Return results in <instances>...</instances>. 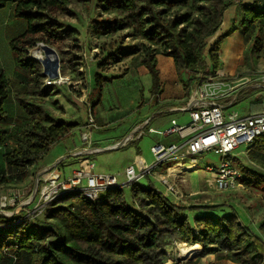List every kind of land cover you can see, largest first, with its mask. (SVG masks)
<instances>
[{"label":"trees","instance_id":"16d2710c","mask_svg":"<svg viewBox=\"0 0 264 264\" xmlns=\"http://www.w3.org/2000/svg\"><path fill=\"white\" fill-rule=\"evenodd\" d=\"M8 2L15 3V16L28 24L25 32L9 42L17 65L27 70L28 77L26 91L15 95L25 116L20 133L12 147L8 145L10 138L6 130L0 129V148H5L1 155L5 166L25 173L39 167L51 146L78 126L75 122L52 118L43 101V97L51 93L48 86L43 85L42 67L28 56V49L38 41L51 43L71 36L73 41L77 39L70 31L62 29L54 15L65 11L69 0H0V8ZM235 3L242 11L241 26L257 22V39L264 26V0L251 3L242 0H99L98 7L112 17L100 19L94 25L100 35L127 30L126 37L148 43L141 62L151 75L150 92L156 100L162 85L156 67L157 54L171 57L177 71L216 73L220 39L231 31L217 36L208 48L207 39L217 33L224 12ZM204 53L211 67L206 65ZM196 73L190 80H197ZM100 78L96 75L95 81L99 83ZM7 97L8 82L0 69V123L9 118L3 107ZM255 142L261 150L264 135ZM249 158L264 165L254 152H249ZM233 159L247 174L242 179L245 184L264 183V175L253 174L256 179L252 181L248 176L252 173L237 165L236 157ZM130 198L138 209L126 200L121 186L105 191L97 201H90L79 193L63 194L44 207L45 218L57 223H38L32 215L23 213L12 217L0 214V264H165L175 242L198 243L202 247L201 255L214 254L217 260L264 264V222L262 236L244 224L233 207L228 214L221 215L209 212L216 206L178 205L152 185L130 184ZM187 212L197 214L190 220Z\"/></svg>","mask_w":264,"mask_h":264},{"label":"rangeland","instance_id":"374dc122","mask_svg":"<svg viewBox=\"0 0 264 264\" xmlns=\"http://www.w3.org/2000/svg\"><path fill=\"white\" fill-rule=\"evenodd\" d=\"M98 3L99 0H69L65 11L54 13L57 21L62 25V29L70 31L77 40L73 41L71 36L67 40L51 43L38 41L34 47L28 49V56L37 60L42 67L43 85L48 86L47 89L51 93V95L43 97V101L51 112L52 118L75 122L78 126L72 132L73 134L71 133V135L51 146L41 159L39 167L29 169L25 173L6 167L1 158L5 148H0V197L4 195L8 198L14 197L11 202L6 204V209L12 211V216L23 213L25 216L32 215L38 223L44 221L57 223L53 219L45 218L44 207L47 204L42 208L43 210H39L40 208H35L37 203L35 198L31 202L27 201L31 190L34 189L36 171L44 167L43 164L51 166L62 158L63 164L59 165L62 178L70 177L73 170H86L85 164L91 161L94 163V173L116 177L117 184L121 185L124 190L126 200L135 209H138L137 203L133 204L130 198V185L126 184V167L133 165L137 173L141 169L151 167L156 159L151 153L150 147L157 142L168 144L178 140L175 134L166 138L157 133H145L137 142L128 143L116 149L99 151L88 156L72 155L74 146H81L82 144L79 131L83 125L89 122V109L97 125V127L91 128L92 142L100 139L109 142L111 137L118 136L115 134L126 132L129 125L135 120L145 116L150 117L153 113L152 110H147L151 108L148 105V99L151 96L152 79L149 71L141 62L142 54L148 43L140 38L126 37L127 30H119L112 35H100L96 32L94 22L112 17V14L103 13L98 7ZM257 26V22L248 27L238 26V35L243 37L244 43L242 42L241 50L237 51L236 54L232 48L228 49L225 37L220 39L218 68L226 65L232 70L230 74L229 72L224 75L220 74L223 78L240 84L264 73V26L261 27L256 39ZM226 32L227 30L221 35ZM0 36L2 38V32ZM216 37L214 35L207 39V48L216 41ZM231 39L228 41L229 45L232 44L230 42L234 38ZM73 42L77 44L76 47L72 45ZM42 45H47L53 49L51 53L56 56L53 61H49L47 58L49 53H45ZM34 49L41 50L44 54L43 59L33 53ZM204 54L206 55V53ZM159 60H167L176 70L171 58L160 55ZM204 60L206 65L211 67L207 55ZM16 66L14 54L8 44L4 47L0 46V68L3 69L8 78L15 74ZM171 74L172 76L169 73L161 75L162 86L167 87L168 84L173 83L174 71ZM176 74L178 83L183 87L185 86L188 92L194 83L193 80H190L193 74L190 70L187 72L185 69L176 70ZM96 75L101 76L99 83L95 81ZM106 78L108 80H105ZM9 85L12 87V80L9 81ZM3 107L7 114H11L6 121L0 123V129L6 130L10 138L8 145L13 147L25 116L23 110L15 106L13 94L9 90ZM17 108L20 110L17 111ZM262 110H264V89H248L236 104L228 108V111H236L239 115ZM171 117L182 126L190 122L187 112H177L172 115H159L149 126L158 130H165L170 126ZM100 124L104 127L101 128ZM259 147L254 141L249 145L242 143L234 150L237 165H241L252 173L248 175L252 181L256 179L252 176L253 174L255 176L264 175V165L249 158V152H254L255 157L264 163V147L261 150ZM231 160L234 162L233 158ZM181 162L183 163L176 164L177 166H174L167 175L165 169L172 163H163L160 168H156L159 171L158 175L163 174V177L173 183L176 193L166 194L173 203L182 206H216L213 210L214 214L217 212L221 215L228 214L233 207L244 224L249 225L255 233H260L263 236L261 226L264 222L263 182L257 186L245 184L242 179L247 177V174L242 168H238L234 164L237 170L243 173L240 179L241 187L228 191H217L213 179L208 177L210 174L205 168L207 165L217 166L220 162V154L214 151L202 153L200 158L198 156L196 158L195 169L184 166V164L191 163L190 157ZM135 183L145 187L152 185L155 189L164 192L162 184L154 180L153 174L142 176ZM24 200L25 202L22 204ZM41 205L42 203L38 204L39 207ZM188 217L191 220L190 214ZM60 226L61 230L66 233L64 226ZM195 245L199 246L197 250L191 256H184L180 254L179 247L186 246V244L175 242L167 256L171 257V260L178 261L179 264H187L188 262L194 264H235L228 260H217L214 258V254L201 255V245L198 243Z\"/></svg>","mask_w":264,"mask_h":264},{"label":"built area","instance_id":"2783aa9c","mask_svg":"<svg viewBox=\"0 0 264 264\" xmlns=\"http://www.w3.org/2000/svg\"><path fill=\"white\" fill-rule=\"evenodd\" d=\"M196 77L197 80L189 88L185 104L179 108V110L188 113L190 122L182 126L172 119L170 126L165 130L147 129L149 132L160 135L177 133L186 139L180 144L156 143L152 145L150 151L156 159L155 163L147 169H141L139 173L136 172L133 165L127 166L125 169L126 184L130 185L142 176L153 174L154 180L162 184L164 192L156 190L164 196L175 194L173 183L163 177V174L158 175L159 171L156 168L165 161H173L165 169L167 175L174 166H177L176 164H181L183 163L181 161L190 157L191 163L184 164V166L195 169L197 156L200 158L202 153L214 151L220 154V162L217 166L207 165L205 170L210 174L208 177L213 179L216 190L228 191L241 187L242 174L234 166L231 158H234V150L240 144L249 145L264 135V110L239 115L236 111H228V108L236 104L248 89H264V73L240 84L210 71L197 72ZM90 113L89 109V122L83 125L80 131L79 136L82 144L74 152L77 154L76 156L90 155L102 149L91 146V128L97 127V125ZM147 123L148 120L143 125L135 127L121 142H116L108 147L119 148L134 138H140L145 133L144 127ZM243 153L245 152L243 151ZM139 163L141 164L140 160ZM85 167L86 170H73L72 175L67 179L62 178L58 164L38 169L34 175V189L31 190L27 202H31L35 198L37 201L35 208L43 210L42 208L46 204L68 193H79L90 201H97L103 192L121 186L117 184L116 177L113 175L94 173L93 162L89 161ZM13 198H8L6 195L0 197L1 215L8 217L13 215L11 210L6 209L7 202H11ZM24 202L25 200L22 204ZM39 203H42L41 207L38 206Z\"/></svg>","mask_w":264,"mask_h":264},{"label":"crops","instance_id":"0c3cea01","mask_svg":"<svg viewBox=\"0 0 264 264\" xmlns=\"http://www.w3.org/2000/svg\"><path fill=\"white\" fill-rule=\"evenodd\" d=\"M242 2L243 3H251V2H253V0H250V1L242 0ZM14 11H15V3H13V2H8L4 7L0 8V35L2 32V38H0V44H1L0 46L4 47L6 44H8V46H9V42L11 40H13L16 37H18L19 35H21L27 29V26H28L27 21L23 18L15 16ZM241 15H242V11H241L239 4L235 3V4L231 5L224 12V15H223L224 17L222 19L221 26H220L219 30L217 31V33L215 34L216 36H219V35H221L222 32H225L226 30H227V32L231 31L224 39H226L225 41H227L228 49L232 48L233 50H235V54L237 53V51L241 50V44L244 43L243 37H240L238 35V30H239L238 26L241 25L240 24ZM235 25H238V26H235ZM237 35H238V37H235ZM231 38H234V39H233V41L230 42L232 44L229 45L228 41ZM9 48H10V46H9ZM13 54H14V60L16 63V55L14 52H13ZM160 55L161 54L156 55V67L159 71V78L161 77L162 74H165V73H169V75L172 76L171 73H172V71H174L173 83L168 84L167 87L165 85L162 86L163 85L162 84L161 90H160L156 100L153 99L152 95L148 99V105L151 108L147 109V110H149V111L152 110L153 111L152 115L150 117L145 116L142 119L135 120L134 122H132V124L129 125V128L126 132H124L123 134H115L118 136L111 137V139H110L111 141L109 140V142H107L103 139L94 140L92 142L91 146L98 147V148H105V147H108L110 145H113L116 142H121L127 135H129L134 130L135 127L143 125L145 123V121H147V120H148V123L144 127L145 133H154V132L147 131V129L148 128L156 129L152 126H149L150 123L153 120H155V117L162 115V114L172 115L173 113H177V112H182V113L186 112V111L179 110V108L185 104V102L188 98L189 92L186 91L185 86L183 87V85H180L178 83V76L176 74V70L172 68L170 63L167 60L166 61H161V60L158 61V57ZM169 58H171V57H169ZM224 59H226V58H224ZM171 60H172V58H171ZM172 62H173V60H172ZM16 65H17V63H16ZM227 68L228 67H226V65H224L220 69L218 68L216 73L224 75V74H228L227 72H229V74H230L232 72L231 67H229L228 70H226ZM0 69L3 71L2 68H0ZM15 70H16L15 74H13V76L10 78H8L6 76L4 71L3 72H4L5 77L7 79V82H8V90L13 94V100L15 102V106L16 107L18 106V108H21L20 105L18 104V102L15 100V95L22 94L25 92L26 87H27L26 85H27L28 72H27V70L20 68L18 65L16 66ZM186 71L188 72L189 70H186ZM191 73L194 76V74L196 73V70L191 71ZM160 79H162V78H160ZM11 80L13 83L12 87H10V85H9V81H11ZM18 108H17V111L20 110V109L18 110ZM10 114L11 113H9L8 115H10ZM172 119H174V118L171 117L170 121ZM99 126H101V128L104 127L101 124ZM146 127H147V129H145ZM145 133L143 135H145ZM173 134H175L178 137L177 141H179V143H176L177 141H172V142H170L168 144H164V145H169L172 143L180 144L186 139V137H181L177 133H171L168 135H163V137L168 138ZM142 136L140 138H137V139L134 138V139L130 140V142H128V143H133V142L135 143L138 140H140L142 138ZM102 142H105V143L102 144ZM157 143H160V142H157ZM79 148H80V146H74L72 153H74ZM83 156H88V155H83ZM163 163H173V161H165ZM60 164H63L62 161L59 162L58 168H59ZM43 165H44V167L50 166V165H46V164H43ZM161 166H159L158 168H160ZM209 212H213V211H209ZM187 214L188 215L190 214L192 217H194L197 213L187 212ZM207 255H209V254H207ZM211 255H213V254H211ZM165 264H179V263H178V261H176L174 259L171 260V257H170L169 259L166 260Z\"/></svg>","mask_w":264,"mask_h":264},{"label":"bare ground","instance_id":"6f19581e","mask_svg":"<svg viewBox=\"0 0 264 264\" xmlns=\"http://www.w3.org/2000/svg\"><path fill=\"white\" fill-rule=\"evenodd\" d=\"M33 53L37 56V57H40L41 59H43V55L41 50H38V49H34ZM46 53V52H45ZM49 58V61H53V59L56 58L55 54H52V53H49L47 55ZM51 65V64H50ZM199 246L198 245H195V244H192V245H186V246H180L179 247V252L181 255H184V256H191L195 250H197Z\"/></svg>","mask_w":264,"mask_h":264},{"label":"water","instance_id":"95a60500","mask_svg":"<svg viewBox=\"0 0 264 264\" xmlns=\"http://www.w3.org/2000/svg\"><path fill=\"white\" fill-rule=\"evenodd\" d=\"M43 49L45 50L46 53H51L53 52V49H51L49 46L47 45H42ZM118 147H105L102 148L101 151H105V150H112V149H116ZM73 156H76L77 154L73 153ZM63 159V158H62ZM62 159L58 160L57 162L53 163L50 167L56 166L57 164H59L60 161H62Z\"/></svg>","mask_w":264,"mask_h":264}]
</instances>
